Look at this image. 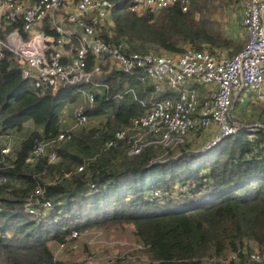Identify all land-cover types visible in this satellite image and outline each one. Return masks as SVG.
Segmentation results:
<instances>
[{
    "label": "trees",
    "instance_id": "1",
    "mask_svg": "<svg viewBox=\"0 0 264 264\" xmlns=\"http://www.w3.org/2000/svg\"><path fill=\"white\" fill-rule=\"evenodd\" d=\"M111 1L101 36L124 43L129 53L179 54L192 46L233 55L242 48L210 17L211 0H188L187 11L176 5L159 13L135 12L133 0ZM11 28L0 29V38ZM101 79L110 88L87 113L99 117L108 106L109 119L74 131L27 163L40 142L54 141L66 127L62 110L76 92L65 87L52 95L24 79L12 58L0 62V175L7 177L0 186V264H87L57 259L52 244L73 230L115 226L132 228L145 264H264L251 258L255 250L264 253V130H241L203 155L182 146L160 161L154 149L130 156L124 141L107 142L144 110L130 98H114L137 84L117 69ZM260 113L264 125V107ZM27 126L30 132L11 147L6 138ZM7 146L11 151L3 154ZM44 200L52 201L50 215L27 211L30 202L39 208L36 202Z\"/></svg>",
    "mask_w": 264,
    "mask_h": 264
},
{
    "label": "built area",
    "instance_id": "2",
    "mask_svg": "<svg viewBox=\"0 0 264 264\" xmlns=\"http://www.w3.org/2000/svg\"><path fill=\"white\" fill-rule=\"evenodd\" d=\"M176 5L187 11L189 1L133 0L131 9L159 13ZM112 8L111 0H0V29L13 26L0 38V62L12 58L24 79L37 88L50 89L52 95L73 87L84 97L75 109L74 127L61 129L54 141L40 142L27 163H34L54 142L70 139L77 128L89 122L87 108L95 104L98 89L110 88L101 78L114 68L132 75L133 83L151 91L148 94L143 89L147 96H141L137 85L128 84L114 94L116 100L130 98L144 110L129 126L116 131L108 147L124 141L130 156L147 149H163L167 155L172 149L186 146L199 133L210 132L204 147L189 150L199 155L241 130H264L261 123L240 125L232 114L236 101L264 89V0L246 1L242 18L248 41L233 55L221 49L198 50L192 46L179 54L129 53L124 43L116 44L101 36ZM19 22L21 26H16ZM10 151V146L2 150L3 154ZM55 161L57 155L52 151L50 162ZM6 182L7 177L0 175V186ZM36 203L39 208L32 202L27 205L29 213L45 214L52 207L51 200ZM88 230H73L59 246L64 249ZM231 258L237 259L235 254ZM251 258L262 261L264 253H253Z\"/></svg>",
    "mask_w": 264,
    "mask_h": 264
},
{
    "label": "rangeland",
    "instance_id": "3",
    "mask_svg": "<svg viewBox=\"0 0 264 264\" xmlns=\"http://www.w3.org/2000/svg\"><path fill=\"white\" fill-rule=\"evenodd\" d=\"M246 1L247 0H211L209 6V14L213 21L216 22V24H220L221 28L227 33V35L233 38L239 45L241 44L242 47H244L248 41V34L243 25L242 18V11ZM221 50H223V52L227 55H230L229 49ZM106 74L107 73L104 75ZM137 87L139 92L140 90L142 92V87H140V85H137ZM102 92L103 89H98V93ZM142 95L147 96L145 93H142ZM247 95L248 96L244 100H238L235 103L232 112L235 122L246 126H252L258 123L262 124L260 120V111L264 107V89L259 93L256 92L251 93V95ZM74 96L75 101H67V104L62 110V121L66 128L74 127L75 109L84 102V97L81 93H76ZM104 107L107 109L105 112L106 114L99 115V117H89V122L82 127L80 126L75 131H80L84 128L106 122L107 119H109L111 110L108 106ZM25 129V133H15L12 136L7 137V143L11 147L18 146L24 135L28 134L31 130L29 126ZM211 135L212 134L210 132L199 133L198 135L192 137L191 141L188 143L186 142V147L188 150L201 149L206 145ZM172 150H174L175 153H178V148ZM164 153L165 150L163 149L155 151L158 161L165 158L166 155H164ZM199 155L203 154L200 153ZM50 209L45 211V214H43V211H40L42 216L45 217L50 215ZM41 213H39V215H41ZM59 245L60 242H54L52 244V249L55 253V257L61 260H77L87 264H115L119 261L124 262V264H145L146 262L140 253V245L138 244V241L132 235V228L129 226H115L107 228L92 227L89 228L88 231L82 233L76 240H72L64 249H62ZM255 253H261V251L255 250ZM236 257L238 256L236 255ZM209 261L211 262L213 260Z\"/></svg>",
    "mask_w": 264,
    "mask_h": 264
},
{
    "label": "crops",
    "instance_id": "4",
    "mask_svg": "<svg viewBox=\"0 0 264 264\" xmlns=\"http://www.w3.org/2000/svg\"><path fill=\"white\" fill-rule=\"evenodd\" d=\"M251 95V94H250ZM248 95H245L242 100H244Z\"/></svg>",
    "mask_w": 264,
    "mask_h": 264
}]
</instances>
